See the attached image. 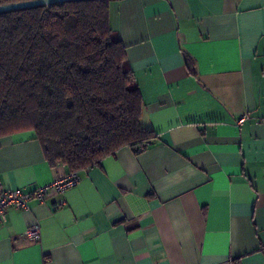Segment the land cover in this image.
<instances>
[{"label": "crops", "instance_id": "1", "mask_svg": "<svg viewBox=\"0 0 264 264\" xmlns=\"http://www.w3.org/2000/svg\"><path fill=\"white\" fill-rule=\"evenodd\" d=\"M110 12L155 138L7 208L0 264H264V0H113ZM67 172L33 131L0 136L5 189Z\"/></svg>", "mask_w": 264, "mask_h": 264}, {"label": "trees", "instance_id": "2", "mask_svg": "<svg viewBox=\"0 0 264 264\" xmlns=\"http://www.w3.org/2000/svg\"><path fill=\"white\" fill-rule=\"evenodd\" d=\"M25 0H0V4ZM113 0H72L0 12V136L31 130L51 166L98 165L118 148L155 138Z\"/></svg>", "mask_w": 264, "mask_h": 264}, {"label": "built area", "instance_id": "3", "mask_svg": "<svg viewBox=\"0 0 264 264\" xmlns=\"http://www.w3.org/2000/svg\"><path fill=\"white\" fill-rule=\"evenodd\" d=\"M245 118L246 115H242L237 123L240 124ZM78 181L79 173L77 171L67 172L55 178L51 183L33 189L32 191H25L20 188L5 189L0 181V222L5 221V211L7 208H26L27 202L31 198L41 199L48 190L63 192L75 186ZM24 234L28 238H36L39 235V228L37 225H33L27 228Z\"/></svg>", "mask_w": 264, "mask_h": 264}, {"label": "water", "instance_id": "4", "mask_svg": "<svg viewBox=\"0 0 264 264\" xmlns=\"http://www.w3.org/2000/svg\"><path fill=\"white\" fill-rule=\"evenodd\" d=\"M66 1H72V0H25V1H18L12 3H5V4H0V12L33 7V6L49 5L54 3L66 2Z\"/></svg>", "mask_w": 264, "mask_h": 264}]
</instances>
